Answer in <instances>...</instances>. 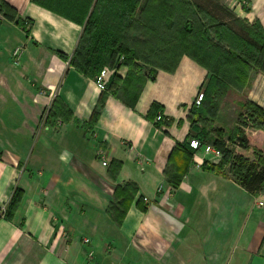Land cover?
I'll return each mask as SVG.
<instances>
[{
    "label": "crops",
    "instance_id": "crops-1",
    "mask_svg": "<svg viewBox=\"0 0 264 264\" xmlns=\"http://www.w3.org/2000/svg\"><path fill=\"white\" fill-rule=\"evenodd\" d=\"M3 1L14 14L0 12V211L15 188L23 194L11 218L0 217V264H264V193L201 168L218 158L189 145L209 144L189 117L209 70L189 53L139 83L110 69L90 124L101 91L68 58L96 0ZM221 2L264 34V0L234 10ZM244 87L264 111V74ZM55 101L66 114L51 111ZM126 183L136 190L117 224L108 208Z\"/></svg>",
    "mask_w": 264,
    "mask_h": 264
},
{
    "label": "trees",
    "instance_id": "trees-1",
    "mask_svg": "<svg viewBox=\"0 0 264 264\" xmlns=\"http://www.w3.org/2000/svg\"><path fill=\"white\" fill-rule=\"evenodd\" d=\"M140 1L107 0L106 2V0H96L92 11L83 24V32L74 52L68 58L69 64L77 68L82 74L94 78L104 66L113 67L115 58L120 53H123L126 58L125 62L128 65L126 79L128 78L133 82L137 80L136 83L141 82V78L134 72L136 66L131 62V58H133L131 50L122 43L121 37L116 36V32L112 30L108 23L107 27H104L102 23L103 15L107 11V20L112 17L113 20L111 21L116 24L118 31H121V28L130 30L136 19L135 16ZM192 8L202 15L206 29L215 28V30H221V35L218 36L219 42L222 43V40L225 39L226 41L227 37H229L227 40L229 48L226 55L222 57L227 69L222 68L221 62L216 68L211 70L207 60L201 57L203 52L202 35L198 34L200 31L194 27L193 22L191 23L189 18ZM176 11L178 12L175 13ZM0 12L7 18H13V8L3 0H0ZM177 14H179L180 18L176 28V37L178 38L176 50L178 52L174 55L170 53L168 64H166L171 65L170 68H173L179 55L189 53L193 59L203 64L211 73L209 88L203 93L199 105L193 104V107L189 110L193 130L198 131L201 137L207 139L209 134L204 128H199V123L207 122L209 125H213L215 117L220 111L221 100L238 98L243 100L238 105L241 108L245 105L247 107L245 114L248 115L247 119L250 118L252 121L251 126L253 129L258 128L260 132L262 127H264V111L256 104L247 101L245 97H239L235 88L244 87L250 80V61L246 58L255 56H263L264 58V34L259 23H249L246 19L239 17L226 7L221 0H146L139 18H147L151 22L159 19L170 25ZM17 24L26 29L29 22L26 25L24 20H18ZM238 64L244 65V67L242 66V71H240L241 68H239ZM238 72L239 75H236ZM152 75L151 78L153 77ZM117 79L115 75L111 76V81ZM106 90L107 86L99 95L97 105L90 115V124H93L98 117L99 111L104 104ZM156 108L157 105L152 104L150 110L152 111ZM51 111L61 116L66 114L68 110L59 101H55ZM257 112L260 114L262 121L255 120V113ZM242 113L238 111L237 114L236 122L238 128L228 129L224 132L223 127L222 129L221 127L214 129L215 139L211 140L212 142L207 140L209 144L220 151L222 156L220 161L215 164L204 161L201 168L225 175L224 165L228 164L229 168L227 171L234 182L249 193H264V133L258 134L257 132L250 133L245 131L244 127L249 125L246 122L248 120L241 118ZM218 121L220 120L216 122ZM224 138L228 140L230 146H226ZM250 144H254L263 152L258 159H251V154L247 151ZM190 148L192 149V147ZM192 150L195 151V149ZM118 166L119 163H113L111 170H116ZM171 185L175 187L173 182ZM135 190L136 187L132 183L116 186L113 201H111L108 208V212L115 223H121ZM22 194L21 189L18 187L13 190L9 201L3 210L0 211V217L11 218ZM142 199L144 200L143 197Z\"/></svg>",
    "mask_w": 264,
    "mask_h": 264
},
{
    "label": "rangeland",
    "instance_id": "rangeland-1",
    "mask_svg": "<svg viewBox=\"0 0 264 264\" xmlns=\"http://www.w3.org/2000/svg\"><path fill=\"white\" fill-rule=\"evenodd\" d=\"M107 2V0H106ZM176 11L175 13H177ZM189 18L191 19V23L193 22L194 27L198 28L200 33L199 35H202V45H203V52L201 53L205 60H207L210 69L213 70L216 68L219 63L222 62V68L227 69V66L224 65L222 58L224 55H226V52L229 48V43L227 40L229 37H227L226 41L225 39L222 40V43L219 42L218 36L221 35V30H215V28H205V22L201 14H198L193 8L190 10ZM140 17V16H139ZM110 20H107V11L103 15L102 23L104 27H107V23L111 26L112 30L116 32V36L122 38V43L127 46L128 49L132 52L131 62L134 63L135 67V74L141 78V76H151L154 68L158 65H167L169 61V54L168 53H174L178 52L176 48L178 47V38L176 37V28L178 27L179 23V14L173 18L172 23L170 25L165 24L163 21L156 19L154 22L148 21L147 18H136L135 21L132 24V27L130 30H124L121 28V31H118L116 24L113 23L111 20H113L112 17H110ZM114 21L117 22V20L114 19ZM203 21V22H202ZM138 34V35H136ZM177 46V47H176ZM233 47V46H232ZM234 50V48H232ZM236 49V48H235ZM193 52V51H192ZM246 59H249L250 63V79L255 77L258 74H264V58L263 56L259 57H247ZM133 60V61H132ZM172 60V58H171ZM258 60V61H256ZM126 58L123 53H120L115 60L113 61V67H108L109 69L117 70L118 73L123 75L121 78L125 77L127 75L128 71V65L126 64ZM167 63V64H166ZM243 64V63H242ZM224 65V66H223ZM239 68H241L240 71H242L244 65L238 64ZM239 71V72H240ZM239 72L236 75H239ZM137 82V80H136ZM246 88H240L238 94L239 97H245L246 94ZM243 100H221L220 111L217 113V117H215V121L213 125H209L207 122H201L199 123V128H204L205 131L208 132L207 139L209 142L213 139H215L216 134L214 132V129L218 127L224 128V131H227L228 129L232 130L237 127V114L242 113L241 118L246 119L248 121L247 125L244 127L245 131L250 133L257 132L258 134L264 133V127H262L261 131L259 132L258 128H254L251 126L252 121L248 118V115L245 114L246 112V105L241 108L239 105L242 103ZM239 104V105H238ZM256 115V121H262V118L259 116L260 114L257 112ZM217 120H220L216 122ZM221 132V133H223ZM208 142V141H207ZM212 142V141H211ZM224 143L226 146H230L228 140L224 138ZM250 148V147H249ZM251 150V159H258L263 152L258 147H252ZM222 156V155H221ZM221 156L218 158L217 163L220 161ZM229 168L228 164L224 165L225 174L229 175V172L227 171Z\"/></svg>",
    "mask_w": 264,
    "mask_h": 264
},
{
    "label": "built area",
    "instance_id": "built-area-1",
    "mask_svg": "<svg viewBox=\"0 0 264 264\" xmlns=\"http://www.w3.org/2000/svg\"><path fill=\"white\" fill-rule=\"evenodd\" d=\"M233 3H232V6L231 8L234 10L235 8H244V7H247V5L251 2V0H232ZM24 23L27 25L28 24V21L27 20H24ZM21 53H22V47L21 46H17L13 49L12 51V60L15 64H18L19 62V59H20V56H21ZM109 72H110V69L106 66H104L100 72L95 75V77L93 78V81L95 83V86L98 90L100 91H104L106 89V84H107V80L109 78ZM202 96H203V93L200 92L198 95H197V98L195 100V104L196 105H199L201 99H202ZM160 116L157 117V119H159ZM189 145L195 149V150H199V149H202V151L205 153V154H211L213 157L215 158H219L221 156V153L219 150L215 149L211 144H208V143H202L201 141H199L198 139H191L190 142H189ZM98 154L101 155L102 154V151L99 150L98 151ZM204 161H202L200 164H197L198 166L201 167L202 163ZM102 164L105 165L106 164V161L105 160H102ZM144 200L146 201V198H144ZM259 205H262V202H259ZM89 240L88 238H84L83 239V242L84 243H87ZM93 257V254L92 252H88V258L91 260Z\"/></svg>",
    "mask_w": 264,
    "mask_h": 264
}]
</instances>
